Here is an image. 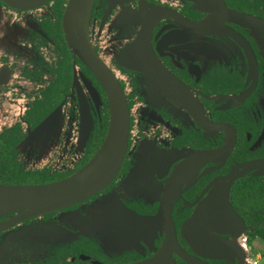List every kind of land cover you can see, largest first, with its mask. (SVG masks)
<instances>
[{"label": "flooded vegetation", "instance_id": "af4514ba", "mask_svg": "<svg viewBox=\"0 0 264 264\" xmlns=\"http://www.w3.org/2000/svg\"><path fill=\"white\" fill-rule=\"evenodd\" d=\"M71 2L0 0V140L19 176L0 173L3 185L63 181L105 140L106 93L67 41ZM71 5L125 92V156L91 197L0 214V264H247L240 237L251 257L250 200L264 191V0ZM59 107L53 140L32 141L24 170L12 151Z\"/></svg>", "mask_w": 264, "mask_h": 264}, {"label": "water", "instance_id": "95a60500", "mask_svg": "<svg viewBox=\"0 0 264 264\" xmlns=\"http://www.w3.org/2000/svg\"><path fill=\"white\" fill-rule=\"evenodd\" d=\"M75 1L72 0L68 7L69 12L64 21V28L70 50L99 78L106 93L109 106V126L105 140L95 155L83 167L63 181L47 185H3L0 182V214L19 209H27L29 213L34 211L47 212L64 208L91 197L113 180L125 156L129 131V110L125 92L115 76L108 71L105 65L101 64L100 58L92 49L88 31L89 20L72 17L73 5L71 4ZM77 73H80L79 70L75 71V78H77ZM59 114L60 107L50 113L35 129L29 131V135L23 143H19L12 151L24 170L31 162L28 156L26 157V152L28 153L30 147L33 146L32 141L41 139V148H43L49 140H53L56 131L52 130V127L58 120ZM83 119L86 128L83 138L85 141L90 133L92 123L86 116L85 118L83 116ZM226 203L229 206L227 201ZM230 210L229 213H235L232 208ZM203 213V211L195 212L190 221L198 223V219ZM204 216L207 217V214ZM196 229L197 236L200 233L207 234L209 231L207 225L198 226ZM183 231H188V223L183 227ZM240 238L243 248L247 250V264H251L252 260L245 243L246 237L241 235ZM195 246L197 254L202 257H209L200 252L199 242H196ZM183 257L186 261L189 260L187 257Z\"/></svg>", "mask_w": 264, "mask_h": 264}, {"label": "trees", "instance_id": "16d2710c", "mask_svg": "<svg viewBox=\"0 0 264 264\" xmlns=\"http://www.w3.org/2000/svg\"><path fill=\"white\" fill-rule=\"evenodd\" d=\"M10 150V145L0 140V173L5 174L7 177L18 178L19 176L16 169H14L15 166L10 155ZM250 201L254 208V212H251V224H256V227L251 232V236L254 239L258 238L264 243V191L259 192L256 199L252 196ZM262 255L264 259V251H262Z\"/></svg>", "mask_w": 264, "mask_h": 264}, {"label": "built area", "instance_id": "2783aa9c", "mask_svg": "<svg viewBox=\"0 0 264 264\" xmlns=\"http://www.w3.org/2000/svg\"><path fill=\"white\" fill-rule=\"evenodd\" d=\"M261 252H254L251 251V264H264V259H263V255L261 254ZM263 261V262H262Z\"/></svg>", "mask_w": 264, "mask_h": 264}, {"label": "rangeland", "instance_id": "374dc122", "mask_svg": "<svg viewBox=\"0 0 264 264\" xmlns=\"http://www.w3.org/2000/svg\"><path fill=\"white\" fill-rule=\"evenodd\" d=\"M251 250L253 251V253L254 252H261V251H264V243L263 242H261L259 239H256L254 242H253V244H252V246H251ZM262 254V253H261ZM263 262V261H262Z\"/></svg>", "mask_w": 264, "mask_h": 264}]
</instances>
